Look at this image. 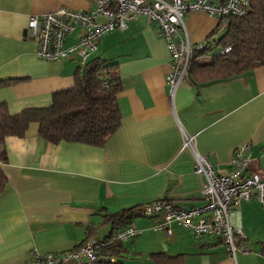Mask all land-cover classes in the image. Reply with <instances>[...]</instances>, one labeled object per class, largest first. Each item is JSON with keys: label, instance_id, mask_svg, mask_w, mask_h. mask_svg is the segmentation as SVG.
<instances>
[{"label": "crops", "instance_id": "crops-1", "mask_svg": "<svg viewBox=\"0 0 264 264\" xmlns=\"http://www.w3.org/2000/svg\"><path fill=\"white\" fill-rule=\"evenodd\" d=\"M60 7L91 11L95 5L93 0H0V105L10 114L48 107L53 93L75 85V57L39 59L36 41L24 36L29 15ZM184 20L192 44H213L223 34L225 24L202 11H190ZM79 32L76 28L64 44L75 43ZM211 51L197 61H208ZM91 58L114 65L120 78V125L100 146L53 144L40 136L34 122L23 136L4 139L0 167L7 182L0 194V264H25L33 248L41 253L69 251L124 225L140 232L117 243L101 260L264 264V207L256 200L229 209L230 225L245 235L238 246L248 250L237 251L234 258L221 239L195 236L174 222L167 234L153 230L157 219L152 216L137 214L116 222L109 218L158 199L184 209L203 203L202 177L194 173L192 154L181 150L182 130L196 135L197 151L216 172H228L232 151L242 143L250 145L249 168L264 171V64L208 83H192L188 76L171 99L165 80L171 56L156 24L144 17L104 34Z\"/></svg>", "mask_w": 264, "mask_h": 264}, {"label": "built area", "instance_id": "built-area-1", "mask_svg": "<svg viewBox=\"0 0 264 264\" xmlns=\"http://www.w3.org/2000/svg\"><path fill=\"white\" fill-rule=\"evenodd\" d=\"M91 11L60 7L54 11L31 14L24 29L25 38L36 41L35 55L39 59L55 61L76 58L79 67L98 50L100 38L114 29L123 30L126 22L144 17L158 27L171 56L170 69L165 76L171 99L176 89L189 76V64L195 51H204L206 42L192 44L185 31V16L190 11H202L214 16L222 25L228 16L245 15L250 0H93ZM101 18L102 20H98ZM80 29L75 43L66 46L65 39ZM183 31V33H181ZM228 47L221 49L225 53ZM105 84V82H104ZM181 150L189 151L194 160V173L202 177L200 206L184 209L158 199L140 208L143 216L157 219L153 230L169 234L170 223L190 229L195 236L221 239L234 258L237 251L248 252L237 241L245 235L228 220L231 207L256 200L264 207V171L249 168L250 145L236 146L229 160L227 173L216 172L208 157L196 149V135L181 131ZM140 232L125 225L103 239H86L76 248L60 253H41L33 248L25 264H99L107 247L133 238ZM111 260V259H109ZM105 261V260H104Z\"/></svg>", "mask_w": 264, "mask_h": 264}, {"label": "trees", "instance_id": "trees-1", "mask_svg": "<svg viewBox=\"0 0 264 264\" xmlns=\"http://www.w3.org/2000/svg\"><path fill=\"white\" fill-rule=\"evenodd\" d=\"M214 47L219 49L217 54H213L205 63L197 61L199 56ZM226 47L228 50L220 53ZM259 64H264V0H250L245 15L228 16L222 36L213 44L208 42L204 51L192 54L189 80L192 83H208L229 79ZM121 88L114 65L99 58L87 59L76 72L75 85L53 93L48 107L10 114L5 106L0 105V144L8 136H23L28 125L34 122L38 124L40 136L53 144L78 142L100 146L120 125L117 94ZM6 182L0 167V194ZM137 214H140V207L126 209L109 218L113 222L125 221ZM116 244L104 249L101 255ZM153 258L156 256L153 255ZM109 263V258L99 262Z\"/></svg>", "mask_w": 264, "mask_h": 264}, {"label": "rangeland", "instance_id": "rangeland-1", "mask_svg": "<svg viewBox=\"0 0 264 264\" xmlns=\"http://www.w3.org/2000/svg\"><path fill=\"white\" fill-rule=\"evenodd\" d=\"M222 31H224V27L222 26L221 28H220ZM218 52V48H216V47H214L213 49H212V51H211V54H216ZM201 60H203V61H200V62H207V60L206 59H201ZM206 60V61H205Z\"/></svg>", "mask_w": 264, "mask_h": 264}]
</instances>
